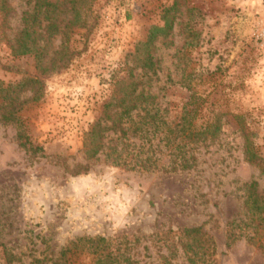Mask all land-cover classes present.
Here are the masks:
<instances>
[{
    "label": "rangeland",
    "instance_id": "rangeland-1",
    "mask_svg": "<svg viewBox=\"0 0 264 264\" xmlns=\"http://www.w3.org/2000/svg\"><path fill=\"white\" fill-rule=\"evenodd\" d=\"M45 1L58 3L57 32L48 35L40 15L24 26L44 73L15 48L36 0H8L0 35L2 85L32 78L40 86L15 95L33 149L0 121V264H91L58 253L94 236L132 264H188L183 228H199L198 247L213 250L196 264H264V210L256 218L245 204L251 181L264 196V174L244 159L238 131L239 123L253 133L264 158V45L255 38L264 0H74L72 9L70 0ZM147 56L155 74L142 79ZM133 80H142L136 93L153 96L143 107L152 120L132 113L147 134L105 132L86 160L85 134L106 124L105 105ZM213 126V137H200ZM112 149L149 170L110 165ZM78 166L88 170L72 176Z\"/></svg>",
    "mask_w": 264,
    "mask_h": 264
},
{
    "label": "trees",
    "instance_id": "trees-1",
    "mask_svg": "<svg viewBox=\"0 0 264 264\" xmlns=\"http://www.w3.org/2000/svg\"><path fill=\"white\" fill-rule=\"evenodd\" d=\"M74 0H70L71 9L73 8ZM58 3H49L45 0H36L33 7V15L22 17L23 28L24 26H28V21L32 23L38 20V16L42 17V20L46 22L44 29L48 35H54L57 32V22L59 21L60 10L57 8ZM10 7L8 5V0H0V35L2 39L5 35V30L7 28V19L9 15ZM62 14V12H61ZM75 21V16L70 19V23ZM32 33V32H31ZM29 31L25 28L18 33V36L21 38L16 39L15 48L19 54H29L32 53L33 58L35 60V67L39 71V73H44L46 68L42 66L41 59L42 54L36 53L31 46H27L24 44V41L28 40ZM11 47V46H8ZM12 48V47H11ZM142 69V79H145L144 76L147 74L154 75L155 74V65L151 61L150 57H146L143 60V64L141 65ZM142 80H133L128 82L126 87L127 91H122L121 94H116L112 97V100L107 102L104 107V120L106 124H102L100 121H96L92 124L90 130L85 134L83 141V153L86 160L96 159V155L102 148V140L105 132H109L111 134L117 133L119 137H125L127 131L134 135H139L140 133L146 135L147 131L141 127L145 125L146 122L141 123L140 126L136 125V122L133 121L132 113L135 110L144 111L148 118L152 120V116L149 114V111L144 110L143 107L149 106L152 104L153 96L143 93H136L137 86L141 85ZM149 80L146 77L145 83H148ZM40 89L39 82L36 79L27 78L20 83L15 84L13 87L11 84L2 85L0 82V121L3 123L12 124L16 128V139L18 140V144L20 147L27 149H33L26 138V134L24 132V126L20 120V117L16 114L18 108H16L17 98L15 95L18 92H23L26 90L34 91ZM127 125V126H125ZM238 131L243 138V154L244 159L249 163L256 167H258L259 171L264 174V158H262L253 143L254 135L252 132H249L244 125L238 123ZM217 132V127L213 126L209 131H202L200 133V137L204 138V134L213 137ZM196 134V133H195ZM198 136V134H196ZM114 156L108 157V161L110 165L118 167L123 166L124 168H128L129 170L141 169V170H149L146 161H138L136 159L133 160V157L126 160H122L119 155L116 154L115 150L112 149V154ZM132 162V163H130ZM88 170L86 166H78L72 171V176L78 175L80 173H84ZM245 204L252 211V214L255 215L256 218L260 216V214L264 210L263 201L264 196H260L257 193V184L254 181H251L249 184L245 186ZM181 235L184 238H189L191 240V244L182 245V249L184 252H190L191 256L187 258L188 264H196V261L202 262L204 257L213 254V250L205 251L201 249V246L198 247V243H200V233L199 228H183L181 230ZM250 240V239H249ZM234 241V236L230 233L227 235V243L229 246ZM198 247L197 250H194L193 247ZM198 250L200 252L198 253ZM83 255L85 257H90L93 259L91 264H132L129 256L125 252H119L117 247L113 248L111 242L106 240L101 236L94 237H77L72 241H69L58 253V258L62 261L66 260V257H70L71 255ZM10 257V256H9ZM40 260H32L31 264H41ZM55 264V263H52ZM168 264V263H166Z\"/></svg>",
    "mask_w": 264,
    "mask_h": 264
},
{
    "label": "built area",
    "instance_id": "built-area-1",
    "mask_svg": "<svg viewBox=\"0 0 264 264\" xmlns=\"http://www.w3.org/2000/svg\"><path fill=\"white\" fill-rule=\"evenodd\" d=\"M256 40H259L261 45H264V22L260 25L259 29L255 34Z\"/></svg>",
    "mask_w": 264,
    "mask_h": 264
}]
</instances>
